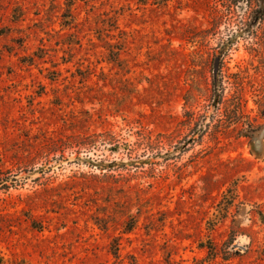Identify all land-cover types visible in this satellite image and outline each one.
Returning a JSON list of instances; mask_svg holds the SVG:
<instances>
[{
	"label": "rangeland",
	"instance_id": "obj_1",
	"mask_svg": "<svg viewBox=\"0 0 264 264\" xmlns=\"http://www.w3.org/2000/svg\"><path fill=\"white\" fill-rule=\"evenodd\" d=\"M234 3L0 0V264H264V17Z\"/></svg>",
	"mask_w": 264,
	"mask_h": 264
},
{
	"label": "trees",
	"instance_id": "obj_2",
	"mask_svg": "<svg viewBox=\"0 0 264 264\" xmlns=\"http://www.w3.org/2000/svg\"><path fill=\"white\" fill-rule=\"evenodd\" d=\"M235 1V3L233 4V7H238V4L240 3V0H234ZM247 2H248V0H246ZM257 2H258V9L257 10H255L254 11V13H253V20L254 19H257V21L256 22H258V21H260V20H262V18L264 17V0H257ZM252 20V21H253ZM250 23V22H249ZM249 23H248V25H249ZM247 25V26H248ZM236 28H238V29H233V28H228V27H225L224 28V37L222 38V39H220L219 40V42H218V45H217V47L215 48V55L214 56H216L218 53H219V51L221 50V46L225 43V42H229L231 39H232V36L233 35H235V33L239 30V26H236ZM253 30L251 29L250 31H248V33H246V35H248L247 37H250V36H252L253 35ZM222 59V58H221ZM221 68H222V64H221V62H220V67H219V79H218V85H217V87H214V83H213V92H214V94H213V101H212V105H215L217 108H216V112L219 110V105H220V103H221V100H222V98H223V96H224V89H225V87H224V83H223V77H222V74H221ZM212 82H213V78H212ZM218 96V100L216 101V103L214 102L215 101V96ZM214 107V106H213ZM261 110H262V115L264 116V102H263V104L261 105ZM215 112V113H216ZM242 123V121H240L239 122V124H241ZM243 124H244V122H243ZM205 126V129H204V131H203V133L205 132V130L208 128V126H209V124H206V125H204ZM260 127L259 126H256V127H253L251 130H250V132H254V131H256V130H258ZM203 135V134H202ZM121 147H122V145H119V144H114V145H111L110 147H107L106 149H108L111 153H115V152H119V150L121 149ZM90 160V159H89ZM103 161L104 160H102V161H99L98 163V165L97 166H102L103 165ZM96 161H94V163H95ZM14 182V181H13ZM11 184V183H10Z\"/></svg>",
	"mask_w": 264,
	"mask_h": 264
},
{
	"label": "water",
	"instance_id": "obj_3",
	"mask_svg": "<svg viewBox=\"0 0 264 264\" xmlns=\"http://www.w3.org/2000/svg\"><path fill=\"white\" fill-rule=\"evenodd\" d=\"M257 21V19H254L253 21H250L249 25L244 29V33H248L252 29L253 24ZM233 42V39H231L228 43L230 44ZM223 52V48L219 51V53L214 57L213 60V70H212V78H213V83L214 87H217L218 85V79H219V67H220V60H221V54ZM218 96L216 95L215 98ZM218 100V99H217ZM215 99V103L217 101Z\"/></svg>",
	"mask_w": 264,
	"mask_h": 264
}]
</instances>
